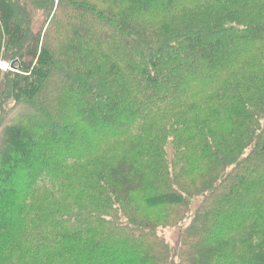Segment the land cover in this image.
<instances>
[{
	"label": "trees",
	"instance_id": "obj_1",
	"mask_svg": "<svg viewBox=\"0 0 264 264\" xmlns=\"http://www.w3.org/2000/svg\"><path fill=\"white\" fill-rule=\"evenodd\" d=\"M14 61L0 264H264V0H0Z\"/></svg>",
	"mask_w": 264,
	"mask_h": 264
},
{
	"label": "water",
	"instance_id": "obj_2",
	"mask_svg": "<svg viewBox=\"0 0 264 264\" xmlns=\"http://www.w3.org/2000/svg\"><path fill=\"white\" fill-rule=\"evenodd\" d=\"M16 64H17V61H14V62H12L11 64H9L8 66H9V69L10 70H15L16 69Z\"/></svg>",
	"mask_w": 264,
	"mask_h": 264
},
{
	"label": "built area",
	"instance_id": "obj_3",
	"mask_svg": "<svg viewBox=\"0 0 264 264\" xmlns=\"http://www.w3.org/2000/svg\"><path fill=\"white\" fill-rule=\"evenodd\" d=\"M7 68H8V65H6V64H4V63H1V64H0V69L5 70V69H7Z\"/></svg>",
	"mask_w": 264,
	"mask_h": 264
},
{
	"label": "rangeland",
	"instance_id": "obj_4",
	"mask_svg": "<svg viewBox=\"0 0 264 264\" xmlns=\"http://www.w3.org/2000/svg\"><path fill=\"white\" fill-rule=\"evenodd\" d=\"M69 144H70V143H68V144L63 143V146H64V147H67V146H69Z\"/></svg>",
	"mask_w": 264,
	"mask_h": 264
}]
</instances>
